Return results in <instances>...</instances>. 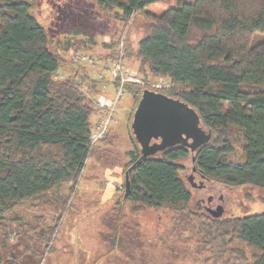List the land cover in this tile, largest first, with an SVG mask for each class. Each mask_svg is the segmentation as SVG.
<instances>
[{"label":"trees","instance_id":"16d2710c","mask_svg":"<svg viewBox=\"0 0 264 264\" xmlns=\"http://www.w3.org/2000/svg\"><path fill=\"white\" fill-rule=\"evenodd\" d=\"M93 1L124 25L137 16L144 20L146 33L135 53L121 34L105 44V52L75 43L80 60L69 61L54 48L36 0H0V264H20L32 250L27 242L15 254L6 215L61 185L70 184V192L78 186L97 145L93 120L100 122L107 107L96 109V101L107 84L121 87L136 107L146 89L182 100L213 134L194 154L181 144L132 168L141 158L135 140L125 171L126 176L132 168L130 189L125 184L112 217L124 221L127 206L134 217L170 209L174 231L196 232L225 264H264V213L214 218L194 209L193 191L182 175L185 161L195 157L194 173L203 187L264 190V0H176L160 13L152 7L168 0ZM134 57L139 67L132 75L169 79L174 88L157 90L144 81L122 85L109 74L120 61L126 71ZM96 65L99 70H91ZM66 69L70 75L61 78ZM112 139L109 130L100 141ZM70 199L51 204L60 215ZM116 229L118 242L121 226ZM50 233L49 242L56 227Z\"/></svg>","mask_w":264,"mask_h":264},{"label":"rangeland","instance_id":"374dc122","mask_svg":"<svg viewBox=\"0 0 264 264\" xmlns=\"http://www.w3.org/2000/svg\"><path fill=\"white\" fill-rule=\"evenodd\" d=\"M175 1L154 5L151 10L160 13ZM36 2L37 15L54 48L69 61L79 59L73 53L75 43L86 42L88 51L105 52V44L116 42L121 34L131 42L130 50L135 53L146 33L145 22L139 16L124 25L112 12L101 11L93 0ZM125 67L130 78L139 67L135 57L127 60ZM90 68L99 70L98 65ZM59 74L61 78L70 75L68 70ZM139 78L150 86L159 84L160 89L174 88L169 79L146 81L143 74ZM100 88L102 94L96 102L103 106L111 104L116 109V121L110 129L113 139L96 143L73 192L70 184L61 185L42 199L21 203L6 215L15 254H22L27 242L32 248L20 264H225L214 248L203 246L196 239V232L174 231L176 218L170 209L148 210L134 217L127 206L123 210L124 221L118 223V218L112 217L117 199L125 192L128 153L135 149L131 125L137 107L128 94L117 102L114 96L119 91L111 84ZM99 119L93 120V131L101 124ZM185 166L182 175L193 191L194 209H204L205 203H200L199 198L212 196L213 207L223 204L226 217L264 213L263 189L249 186L230 189L213 183L203 187L194 173L192 160L185 161ZM67 196L71 199L59 215L51 203ZM118 224L121 232L117 242ZM54 227L56 233L49 242Z\"/></svg>","mask_w":264,"mask_h":264},{"label":"water","instance_id":"95a60500","mask_svg":"<svg viewBox=\"0 0 264 264\" xmlns=\"http://www.w3.org/2000/svg\"><path fill=\"white\" fill-rule=\"evenodd\" d=\"M131 128L141 150V158L132 168L147 158L181 144H186L194 154L213 137L212 131L204 126L195 108L182 100L150 89L142 93ZM131 169L126 172L127 191L130 189ZM193 170L196 171L195 167ZM206 211L214 218H221L225 213L221 205Z\"/></svg>","mask_w":264,"mask_h":264},{"label":"built area","instance_id":"2783aa9c","mask_svg":"<svg viewBox=\"0 0 264 264\" xmlns=\"http://www.w3.org/2000/svg\"><path fill=\"white\" fill-rule=\"evenodd\" d=\"M78 58H79V56H78ZM78 60H80V58ZM109 72H110L109 74L114 79L121 78L122 85L125 82H133V83H138V84L144 85V82L141 81L139 79V77H137V76L131 75L130 78L127 77L128 73L125 71L121 61L117 62L113 66L109 67ZM99 77L102 78V76H99ZM151 87L154 89H157V90L161 88L159 84L152 85ZM118 91L119 92L114 96V99H117V102L125 96V93L123 92L121 87H120V89H118ZM104 107H107L108 110L106 111L105 115L102 116V118L100 120L101 124L99 125V127H97L95 131H93V134H92L93 144H96L101 139H103L107 135V133L109 132L111 126H113L115 124V121H116L115 116H114L116 109L114 108V106H112L111 104L107 105V106H103V105H100V103H96V109H100V108H104Z\"/></svg>","mask_w":264,"mask_h":264},{"label":"flooded vegetation","instance_id":"af4514ba","mask_svg":"<svg viewBox=\"0 0 264 264\" xmlns=\"http://www.w3.org/2000/svg\"><path fill=\"white\" fill-rule=\"evenodd\" d=\"M199 199H200L199 200L200 203H205V205H203L204 206V210L215 209V208H217L220 205L224 208L223 204L216 205L215 208H214L213 204H212V199H213L212 196H208L207 199H205V198H199Z\"/></svg>","mask_w":264,"mask_h":264}]
</instances>
